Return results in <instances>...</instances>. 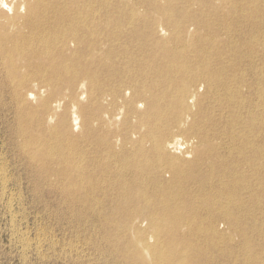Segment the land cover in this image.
Instances as JSON below:
<instances>
[{"label":"bare ground","instance_id":"bare-ground-1","mask_svg":"<svg viewBox=\"0 0 264 264\" xmlns=\"http://www.w3.org/2000/svg\"><path fill=\"white\" fill-rule=\"evenodd\" d=\"M0 111L95 261L264 264V0H0Z\"/></svg>","mask_w":264,"mask_h":264},{"label":"rangeland","instance_id":"rangeland-1","mask_svg":"<svg viewBox=\"0 0 264 264\" xmlns=\"http://www.w3.org/2000/svg\"><path fill=\"white\" fill-rule=\"evenodd\" d=\"M2 112L0 264H79L81 261L80 264H104L95 261L92 249L85 246L86 238L92 232H82L68 223L67 216L61 212L57 196L46 185L41 187L38 194L33 192L28 170L17 160L20 153L11 144L12 140L15 142V137L6 131L5 124L11 122V116L7 112L2 115ZM255 245V251L264 255V243L255 240Z\"/></svg>","mask_w":264,"mask_h":264}]
</instances>
